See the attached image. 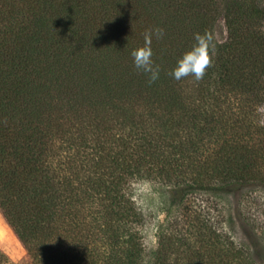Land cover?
<instances>
[{
  "label": "trees",
  "instance_id": "trees-1",
  "mask_svg": "<svg viewBox=\"0 0 264 264\" xmlns=\"http://www.w3.org/2000/svg\"><path fill=\"white\" fill-rule=\"evenodd\" d=\"M150 27L151 85L131 56ZM205 30L212 66L173 79ZM139 182L165 194L152 252ZM255 187L264 0H0V211L27 264H260L236 239Z\"/></svg>",
  "mask_w": 264,
  "mask_h": 264
},
{
  "label": "rangeland",
  "instance_id": "rangeland-1",
  "mask_svg": "<svg viewBox=\"0 0 264 264\" xmlns=\"http://www.w3.org/2000/svg\"><path fill=\"white\" fill-rule=\"evenodd\" d=\"M164 192L155 191L148 183L139 182L134 185V197L139 207L147 215L145 227V245L152 252L158 245V227L164 219L162 203ZM163 201V202H162ZM239 210L242 220L239 221L236 239L246 242L253 256L260 264H264V190L254 188L248 199L242 200ZM0 250L6 253L16 264H27L29 256L26 248L19 240L12 227L0 211Z\"/></svg>",
  "mask_w": 264,
  "mask_h": 264
},
{
  "label": "clouds",
  "instance_id": "clouds-1",
  "mask_svg": "<svg viewBox=\"0 0 264 264\" xmlns=\"http://www.w3.org/2000/svg\"><path fill=\"white\" fill-rule=\"evenodd\" d=\"M164 35V29L160 27L146 29L143 46L131 52L135 68L147 77L150 85L159 79L161 71L160 66L153 60V38L159 40ZM194 41L193 46L177 61L176 67L168 73L177 81L186 77H193L196 81H200L207 69L212 66V58L216 51L213 34L207 30L204 33H195Z\"/></svg>",
  "mask_w": 264,
  "mask_h": 264
},
{
  "label": "bare ground",
  "instance_id": "bare-ground-1",
  "mask_svg": "<svg viewBox=\"0 0 264 264\" xmlns=\"http://www.w3.org/2000/svg\"><path fill=\"white\" fill-rule=\"evenodd\" d=\"M1 227V226H0Z\"/></svg>",
  "mask_w": 264,
  "mask_h": 264
}]
</instances>
